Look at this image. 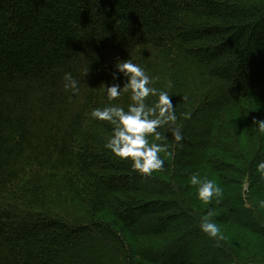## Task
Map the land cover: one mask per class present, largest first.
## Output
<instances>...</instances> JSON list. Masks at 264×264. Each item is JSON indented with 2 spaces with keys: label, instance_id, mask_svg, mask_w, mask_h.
I'll return each mask as SVG.
<instances>
[{
  "label": "trees",
  "instance_id": "obj_1",
  "mask_svg": "<svg viewBox=\"0 0 264 264\" xmlns=\"http://www.w3.org/2000/svg\"><path fill=\"white\" fill-rule=\"evenodd\" d=\"M124 60L177 116L148 137L167 150L147 176L90 115ZM263 102L264 0H0V264H264ZM194 173L222 196L199 200Z\"/></svg>",
  "mask_w": 264,
  "mask_h": 264
},
{
  "label": "clouds",
  "instance_id": "obj_2",
  "mask_svg": "<svg viewBox=\"0 0 264 264\" xmlns=\"http://www.w3.org/2000/svg\"><path fill=\"white\" fill-rule=\"evenodd\" d=\"M118 73L127 78L123 87L119 84H111L105 87V94L109 104L103 108L96 107L91 111V117L95 120L106 121L112 126V135L106 140L104 147L115 157L127 160L133 170L141 175H151L153 172L163 169L165 161L160 158V153L167 149L160 143H149L148 137L160 139L157 131L163 125L174 124L177 120L175 107L168 91L157 89L151 85L154 79L146 70L131 60L118 61L115 65ZM116 77V73H113ZM65 89L78 92L77 81L71 73H65ZM130 92L132 101L127 110L111 102L121 95V90ZM156 97L154 104H149L148 98ZM256 131L264 137V120L254 121ZM176 142L183 139L179 128L172 133ZM256 171L264 178V160L256 165ZM190 184L197 187L196 196L204 203H211L213 198L222 196V188L212 179H200L198 173L190 178ZM264 206V205H262ZM200 230L210 238L223 239L220 227L212 222L208 216L202 217L199 224Z\"/></svg>",
  "mask_w": 264,
  "mask_h": 264
},
{
  "label": "rangeland",
  "instance_id": "obj_3",
  "mask_svg": "<svg viewBox=\"0 0 264 264\" xmlns=\"http://www.w3.org/2000/svg\"><path fill=\"white\" fill-rule=\"evenodd\" d=\"M250 95H252L254 98H256L255 100H257L258 102H259V104H260V101H262V98H260L258 95V93H256L255 91H253V90H251L250 91ZM262 103V102H261ZM264 103V102H263ZM224 227H227V228H229V225H227V224H225L224 225ZM235 232V231H234ZM235 234H236V232H235ZM237 236V235H236ZM235 239H236V241H238V238L237 237H234ZM239 242V241H238ZM238 242H237V246H238ZM258 242H259V240L258 241H255V242H253V243H249L248 244V246H241V249H242V253L241 254H247L248 252H249V250L251 249V248H257L258 247ZM236 254H238V253H236ZM236 257H237V255H236ZM237 260L238 261H241L242 259L241 258H239V257H237Z\"/></svg>",
  "mask_w": 264,
  "mask_h": 264
}]
</instances>
